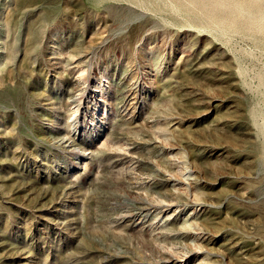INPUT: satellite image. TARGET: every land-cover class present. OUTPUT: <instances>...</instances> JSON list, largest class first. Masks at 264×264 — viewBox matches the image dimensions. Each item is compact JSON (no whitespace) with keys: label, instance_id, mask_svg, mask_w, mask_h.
Instances as JSON below:
<instances>
[{"label":"rangeland","instance_id":"obj_1","mask_svg":"<svg viewBox=\"0 0 264 264\" xmlns=\"http://www.w3.org/2000/svg\"><path fill=\"white\" fill-rule=\"evenodd\" d=\"M223 1L0 0V264H264V0Z\"/></svg>","mask_w":264,"mask_h":264},{"label":"bare ground","instance_id":"obj_2","mask_svg":"<svg viewBox=\"0 0 264 264\" xmlns=\"http://www.w3.org/2000/svg\"><path fill=\"white\" fill-rule=\"evenodd\" d=\"M252 3L257 7L258 12H261L262 8H261V0H251ZM218 3H223V0H217ZM262 13L264 14V11H262ZM264 19V18H263ZM232 20H235L234 18H232ZM164 263L168 264L170 262L173 261V258L171 257H167L163 259Z\"/></svg>","mask_w":264,"mask_h":264}]
</instances>
